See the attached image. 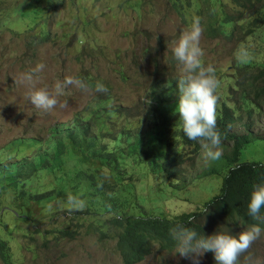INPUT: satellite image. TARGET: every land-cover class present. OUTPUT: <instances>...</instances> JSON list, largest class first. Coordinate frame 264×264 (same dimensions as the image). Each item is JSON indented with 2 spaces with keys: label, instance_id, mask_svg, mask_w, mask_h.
<instances>
[{
  "label": "rangeland",
  "instance_id": "1",
  "mask_svg": "<svg viewBox=\"0 0 264 264\" xmlns=\"http://www.w3.org/2000/svg\"><path fill=\"white\" fill-rule=\"evenodd\" d=\"M188 2L191 6L183 8V19L167 0H65L53 17L45 18L35 15L25 0H0V238L8 242L14 264H122L115 240L99 237V230L109 231L105 225L108 218L125 214L173 218L202 209L203 202L218 192L226 166L218 159L206 158L203 146L184 162L175 178H166L159 170L150 172L139 163L150 135L166 138L165 129L157 132L154 128V116L167 109L177 113L176 87L170 91L169 85L162 101V83L167 85L165 80L175 77L177 85L181 76L170 45L189 30L202 5L201 0ZM217 12L231 11L222 2ZM41 18L47 20L49 38L39 44L31 36L40 28L35 25ZM199 18L202 62L216 69L220 81L217 111L221 102L229 104L235 117L230 131L253 136L239 160L264 163V96L242 100L234 67V59L242 51L248 53L243 61H264V25H251L246 37L228 40L207 33V21ZM251 20L253 15L238 22L246 27ZM226 29L230 30L231 24ZM40 64L44 67L35 73V88L51 91L57 80L72 76L83 78L89 91L69 87L70 95L58 98L68 107L61 108L58 103L49 112L37 110L27 97L32 86L15 84L14 78ZM92 81L103 83L107 94L96 93L90 87ZM97 98H106L107 108L119 113L112 140L103 135L109 147L127 157L118 191L123 206L102 207L87 185L74 179V170L85 165L73 164L71 157L62 170L52 165L38 169L20 190L7 184L9 170L50 154L57 137L75 128V114L96 108ZM134 140L143 145L128 155V145ZM230 147V141H222V154ZM68 195L84 199L86 206L69 211ZM209 219L202 221L206 236L229 231L238 237L250 227L229 223L220 214ZM255 225L261 229L260 236L237 264H264V216ZM65 229L74 230L73 238L60 237L57 230ZM176 247L160 250L154 244L150 254L136 264H192L176 254ZM200 264H216L214 253H205Z\"/></svg>",
  "mask_w": 264,
  "mask_h": 264
},
{
  "label": "trees",
  "instance_id": "2",
  "mask_svg": "<svg viewBox=\"0 0 264 264\" xmlns=\"http://www.w3.org/2000/svg\"><path fill=\"white\" fill-rule=\"evenodd\" d=\"M26 5L37 16L45 15V18L53 17L65 0H25ZM72 3L74 0H69ZM178 13L184 18L183 8L191 6L188 0H167ZM202 5L198 15L207 21L206 32L214 37H224L232 40L246 37L253 26L264 25V0H201ZM222 2L228 5L230 13L217 12ZM32 4V6L28 4ZM200 12H203L202 14ZM253 15V20L244 27L238 21ZM41 18L35 25L40 28L31 37L36 43H43L49 38L47 20ZM231 24V29L226 26ZM247 29L245 35L242 32ZM34 31V27L30 29ZM236 85L242 100H249L264 96V61L256 64L247 61L241 62L234 59ZM83 80V78H82ZM164 81V80H163ZM167 85L162 83V101L167 94L166 89L170 85V91L178 93L175 85V77H169ZM90 87L95 88L96 82L92 81ZM169 86V87H170ZM156 88H160L157 84ZM179 94V93H178ZM107 99L95 100L97 107L90 109L86 114L77 113L74 116L75 128L60 134L55 141L54 149L50 154H41L37 160H32L10 171L6 175L7 184L22 189L38 169L48 168L50 165L62 170L67 157H71L73 164H83L84 168L74 170L76 182H84L88 191L97 197L104 208H120L125 202L119 197L120 170L126 163L127 157L122 153L115 152V148L109 147L105 141L110 137L114 122L119 113L112 108H107ZM161 102V101H157ZM152 119V118H151ZM179 114L170 109L162 111L154 116V128L157 132L165 129L166 138L150 135L146 139L142 149L143 156L139 160L150 172L157 170L166 178L178 176L180 167L188 159L197 155L202 147L198 141L189 140L184 132ZM234 108L226 102H221L217 111V130L220 132L221 141H230L231 147L226 154L218 159L226 166V171L221 178L218 192L204 201L200 210L182 212L173 218L150 214H125L108 218L105 225L108 232L99 230V237H111L115 240V248L119 253L122 264H136L150 254L154 244L162 249L171 250L177 246L171 230L177 226H183L194 230L198 237L206 236L202 221L214 218L220 214L229 223L235 225H255L258 219L249 215V203L251 194L256 185L264 184V163L258 161H240L242 150L253 141L249 133L236 134L230 131L234 123ZM140 140L129 143L127 154L136 153L141 147ZM186 148L188 150H186ZM51 156V157H50ZM120 165V168L117 165ZM43 195L38 194V197ZM260 216H264V208ZM60 237L73 238L74 230H57ZM0 260L3 264H14L8 242L0 238Z\"/></svg>",
  "mask_w": 264,
  "mask_h": 264
},
{
  "label": "clouds",
  "instance_id": "3",
  "mask_svg": "<svg viewBox=\"0 0 264 264\" xmlns=\"http://www.w3.org/2000/svg\"><path fill=\"white\" fill-rule=\"evenodd\" d=\"M202 34L201 19L194 16L189 30L183 31L178 40L171 42L170 46L181 72L177 81L179 100L176 112L179 114V120L182 121L185 136L191 141L200 142L207 149L206 158L216 160L222 156L221 135L217 130L219 101L217 90L220 87V81L216 75V69L212 65L205 66L202 62L204 56L200 46ZM247 58V51H242L238 57L241 62ZM43 67L42 64L37 65L30 72L21 74L18 79L14 78L15 84L27 83L32 86L27 97L37 110L51 111L58 105L59 97L70 95L66 91L69 87L89 91L81 79L72 76H66L63 81L57 80L51 91L47 88H35V73L41 71ZM94 91L107 94L108 88L103 83L97 82ZM59 107L66 108L68 103H59ZM66 203L69 211L86 206L84 199L74 195H68ZM248 208L250 216L260 219L261 209L264 208V184L255 186ZM171 232L177 241L176 254L190 260L192 264H200V258L207 252L214 253L216 264H237L239 257L260 236L261 229L258 225H251L238 237L229 234V231L198 237L194 230L183 226H177Z\"/></svg>",
  "mask_w": 264,
  "mask_h": 264
}]
</instances>
